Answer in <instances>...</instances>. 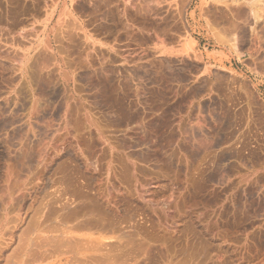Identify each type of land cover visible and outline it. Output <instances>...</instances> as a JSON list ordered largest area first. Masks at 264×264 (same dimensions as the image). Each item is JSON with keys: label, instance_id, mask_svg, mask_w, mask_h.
I'll use <instances>...</instances> for the list:
<instances>
[{"label": "rangeland", "instance_id": "rangeland-1", "mask_svg": "<svg viewBox=\"0 0 264 264\" xmlns=\"http://www.w3.org/2000/svg\"><path fill=\"white\" fill-rule=\"evenodd\" d=\"M118 1L119 19L113 0H44L37 21L0 23V264H72L70 244L53 247L64 220L50 209L63 197L77 205L75 187L120 216L116 226L137 224L107 236L126 232L133 244L121 246L149 247L130 250L151 252L152 263L193 264L187 251L198 249L200 260L264 264V0ZM154 24L167 32L150 45ZM175 170L184 182H173ZM178 200L201 206L179 212ZM206 207L221 213L231 242L204 225Z\"/></svg>", "mask_w": 264, "mask_h": 264}, {"label": "bare ground", "instance_id": "bare-ground-1", "mask_svg": "<svg viewBox=\"0 0 264 264\" xmlns=\"http://www.w3.org/2000/svg\"><path fill=\"white\" fill-rule=\"evenodd\" d=\"M1 1V0H0ZM43 1L44 0H8V6L6 7H4V8H0V23L1 24H3V25H5L6 24V26L7 25H9V26H12L13 25V27L15 28V27H17V26H19V25H22L25 21H27V20H29V19H32V20H36L37 18H38V16H39V14L41 13L42 14V11H43V8H42V6H41V4H43ZM76 1H78V0H76ZM114 2H113V6L114 7H112V9L114 8L116 11L115 12H119V10H120V2L118 1V0H113ZM2 2V1H1ZM3 2H4V0H3ZM80 2V1H79ZM84 2V1H83ZM94 2V1H93ZM90 3V5H91V2H89ZM4 4V3H3ZM48 4H50V3H48ZM77 4V6H78V3H76ZM84 5V4H83ZM90 5H89V7H90ZM48 6V5H47ZM74 7H75V4L73 5ZM110 6H111V4H110ZM110 6H108V7H110ZM78 8V7H77ZM76 8V9H77ZM89 9V8H88ZM91 10V9H90ZM48 12H49V10H47ZM56 11H57V7H55V8H53L52 10H51V12H50V14L48 13V15H49V17L48 18H50V20L51 19H54L55 18V14H56ZM85 11V10H84ZM87 11V10H86ZM39 13V14H38ZM94 13V12H93ZM104 13V12H103ZM109 13V12H108ZM121 13V12H120ZM120 13H118L117 15V18L119 19V14ZM106 14H107V12H106ZM38 15V16H37ZM30 17V18H29ZM87 17V16H86ZM100 17V16H99ZM116 17V16H115ZM97 19V18H96ZM100 19H101V17H100ZM37 21V20H36ZM75 21V20H74ZM86 21V20H85ZM90 21H91V18H90ZM89 21V22H90ZM92 21H93V19H92ZM120 21V20H119ZM118 21V22H119ZM122 21V20H121ZM89 22L88 23H86V24H89ZM96 22V21H95ZM72 23V22H71ZM90 23H94V22H90ZM117 23V22H116ZM96 24V23H95ZM105 24V23H104ZM103 24V25H104ZM52 25V24H51ZM77 25V24H76ZM8 26V27H9ZM33 27H35V26H33ZM79 27V26H78ZM77 27V28H78ZM117 27V26H116ZM4 28V27H3ZM104 28V27H103ZM12 29V28H11ZM33 29V28H32ZM31 29V30H32ZM81 29V28H80ZM110 29V28H109ZM3 30V29H2ZM111 30V29H110ZM11 31V30H10ZM9 31V32H10ZM116 31V30H115ZM119 31V30H118ZM23 32V31H22ZM30 32V31H29ZM117 32V31H116ZM68 33V32H67ZM115 33V32H114ZM23 34V33H22ZM59 34V33H58ZM72 34V33H71ZM7 35V34H6ZM57 35V34H56ZM79 35V34H78ZM116 35V34H115ZM34 36V35H33ZM117 36V35H116ZM16 37V36H15ZM57 38V36H55L54 35V38ZM58 37H59V35H58ZM17 38V37H16ZM18 39V38H17ZM57 40V39H56ZM68 40H69V38H68ZM70 40H71V38H70ZM19 41V40H18ZM57 41H59V39L57 40ZM56 41V42H57ZM24 42V41H23ZM62 42V41H61ZM63 42H64V40H63ZM62 42V43H63ZM72 42V41H71ZM25 43H26V41H25ZM28 44V43H27ZM58 45V44H57ZM58 46H60V45H58ZM57 46V47H58ZM69 47H70V45H68ZM88 46V45H87ZM86 46V47H87ZM66 47V46H65ZM42 48V47H41ZM59 49H61L62 48V46H60V47H58ZM2 50V49H1ZM0 50V51H1ZM62 50H65L64 49V47L62 48ZM61 50V51H62ZM57 51V50H56ZM59 51V50H58ZM66 51V50H65ZM2 52V51H1ZM68 52V51H67ZM6 53V52H5ZM60 53H62V52H60ZM88 53V52H87ZM3 54V53H2ZM5 55V54H4ZM7 55V54H6ZM39 55V54H38ZM41 55V54H40ZM40 55H39V57H40ZM69 55V54H68ZM3 56V55H2ZM9 56V55H8ZM48 56H50V55H48ZM47 56V58L49 59V57ZM52 56H55V55H52ZM22 57V56H21ZM42 57V56H41ZM45 57V56H44ZM34 58V57H33ZM65 58V57H64ZM18 59V58H17ZM20 59H22V58H20ZM41 59V58H40ZM66 59V58H65ZM69 60V59H68ZM18 61V60H17ZM44 63V62H43ZM2 65H4V64H2ZM34 65H35V63H34ZM39 65V64H38ZM15 66V65H14ZM3 67V66H2ZM17 67V66H16ZM0 68H1V64H0ZM35 69H36V66H35ZM58 69V68H57ZM2 71V70H1ZM72 103V102H71ZM72 108V107H71ZM74 108V107H73ZM70 109V108H69ZM83 110V109H82ZM71 111V110H70ZM81 111V110H80ZM73 113V112H72ZM75 113H76V110H75ZM70 114V113H69ZM73 115V114H72ZM78 115V114H77ZM79 117H81V115L79 116ZM237 139V138H236ZM96 150V149H95ZM98 151V150H97ZM96 153V152H95ZM118 153V152H117ZM119 154V153H118ZM117 154V155H118ZM127 154V153H126ZM94 155V154H93ZM103 155V154H102ZM105 156V155H104ZM130 156V155H129ZM183 156V155H182ZM106 157V156H105ZM104 158V157H103ZM103 158H101V159H103ZM115 158V157H114ZM123 158V157H122ZM106 159V158H105ZM124 159V158H123ZM119 160V159H118ZM185 161V160H184ZM89 162V161H88ZM117 162V161H116ZM118 163H120L119 161H118ZM176 163V162H175ZM174 163V164H175ZM182 163V162H181ZM245 164V163H244ZM89 165V164H88ZM95 165V164H94ZM125 165L126 164H124V166L122 167V168H124L125 167ZM171 165V164H170ZM128 166V165H127ZM127 166H126V168H127ZM130 166H128V169H130L129 168ZM142 167V166H141ZM159 167V166H158ZM126 168H124L125 170H126ZM161 168V167H160ZM165 168V167H164ZM174 168V167H173ZM157 169V168H156ZM185 169V168H184ZM123 171V173L121 174V173H119L120 174V176L122 177L123 175H124V173L128 176L130 173H128V171ZM131 170V169H130ZM158 170V169H157ZM116 171V170H115ZM147 171V170H146ZM163 171V170H162ZM162 171H161V173H162ZM165 171V170H164ZM120 172H122V171H120ZM131 172V171H130ZM148 172V171H147ZM158 172V171H157ZM160 172V171H159ZM117 173V172H116ZM155 172H153V174H154ZM169 173V172H168ZM176 173V174H175ZM181 172L179 171V173H178V175L180 174ZM191 173V172H190ZM159 174V173H158ZM175 174V175H174ZM174 177H173V182H174V179H175V177H177V178H179V179H177L178 181V183H179V181H180V179L182 180V182H184V176H178L177 175V171L175 170L174 171ZM64 175V174H63ZM187 175H188V173H187ZM65 176V175H64ZM140 176V175H139ZM148 176H149V174H148ZM152 176V175H151ZM154 176V175H153ZM172 176V175H171ZM123 177H126V176H123ZM134 177V176H133ZM157 177H159V175H157ZM247 177V176H246ZM65 178V177H64ZM67 178V177H66ZM72 178H73V176H72ZM160 178V177H159ZM187 178V177H186ZM124 179H130V178H124ZM157 179V178H156ZM171 179V178H170ZM243 179V178H242ZM241 179V180H242ZM73 180V179H72ZM161 180V179H160ZM167 180V179H166ZM190 180H191V178H190ZM243 180H245V179H243ZM242 180V181H243ZM132 181V180H131ZM131 181H130V183H131ZM134 181V180H133ZM149 181H150V179H149ZM170 181V180H169ZM186 181H188L187 179H186ZM194 181V180H193ZM192 181V182H193ZM123 183H124V181H122ZM182 182H181V186L182 187H180V190H179V194H178V196H175L176 198L178 197L179 198V200H180V198L181 197H183L184 196V194H182V189H183V184H182ZM128 183V182H127ZM78 186V185H77ZM92 186V185H91ZM139 186V185H138ZM160 186V185H159ZM184 186H185V184H184ZM187 186V185H186ZM69 187V186H68ZM178 187V186H177ZM176 187V188H177ZM87 188V187H86ZM129 188V187H128ZM157 188V187H156ZM172 188V187H171ZM68 189V188H67ZM74 189V188H73ZM73 189H69V190H73ZM179 188H177L176 190H178ZM83 189H80L79 187H75V189L73 190L74 191V195H73V192L71 193V195H73V197L70 199L71 201V203H72V201H73V203H75L76 202V204L77 205H75L73 208H70V206H67V204H69L70 205V203H68V201L67 200H65L64 198L65 197H63V198H61V199H57L56 201H55V204H56V206H55V208L56 209H54V207H51V209L50 210H52L53 209V211L55 212V213H58L59 214V216L62 218V220H64V221H62L63 223H64V226H61V227H57V226H55L54 227V229L52 228V230L54 231L53 233L55 234V232H58L59 234H61V237H60V235H58L57 236V234L55 235V236H57V237H59V239H58V242H57V244L56 245H53L54 243H49L50 241H52V242H55V240H54V237H52L50 234V237H51V239H50V237H48L49 238V242L46 240V237L44 236V238H41V239H39V240H41L42 241V239H45L44 241H47V243H49V245L51 244V246L53 245V247L55 246V248H56V246L57 245H59V246H61L60 244H59V240H60V242H61V244H62V242H64V241H66L68 244H70V245H67V244H65V245H67V247L66 248H68L67 250L71 253L70 254V258L68 259V262H71L72 264H117L118 262V264H142V262H143V264H144V262L147 264V262L145 261V260H147L148 261V259H149V261H151V262H149L148 261V263H152V258L154 257V256H152V255H150L151 256V259L152 260H150V257L148 256L151 252H149V253H144V252H142L143 253V255H142V253H141V251H140V253L137 251L136 253H135V251H133V249L132 250H130L131 248H134L133 246H135V244L129 249V251H132V252H128L127 250H128V245H130L131 243L130 242H133V241H130L129 243H128V241L130 240L129 238H125L124 239V235H125V233L126 232H123V233H121L122 235H119V236H121L122 238H123V240H122V238H120V237H117L118 238V240H117V238H116V236H107V235H109V233L110 232H113V231H111L110 229H116L117 228V230H116V232H118V230H120V228L119 227H121L119 224V227H118V225L116 226V224L117 223H121V221H123V220H120L119 219V217H115L114 218V220H116V218L117 219H119V221L120 222H117L116 224H115V222L116 221H114L113 220V218L111 219V217L107 214V210H106V208L104 207V206H106V204H104V205H102V204H100L98 201H99V199H97V200H95V198L94 197H91L90 195H89V193H88V195H86L87 193H83L84 191H82ZM90 190V189H89ZM123 190H125V189H123ZM67 192V191H66ZM70 192V191H69ZM86 192V191H85ZM90 192V191H89ZM141 192V191H140ZM174 192H175V190H174ZM127 193V192H126ZM177 193V192H176ZM91 194V193H90ZM105 194V193H104ZM149 194V193H148ZM71 195L68 197H66V198H70L71 197ZM100 195V194H99ZM103 195V194H102ZM183 195V196H182ZM186 195V194H185ZM104 196V195H103ZM132 197V196H131ZM186 197V196H185ZM191 197V196H190ZM175 198V199H176ZM196 198V197H195ZM135 199H136V197H135ZM173 199V198H172ZM186 199V198H185ZM193 199V198H192ZM115 200V199H114ZM125 200V199H124ZM123 200V201H124ZM177 201L178 203L177 204H179L180 203V201ZM182 200V199H181ZM188 200V199H187ZM198 200V199H197ZM201 200V199H200ZM50 201V200H49ZM101 201H102V199H101ZM110 202H112V200H109ZM183 201V200H182ZM182 201H181V205L183 204L182 203ZM186 201V200H185ZM184 201V202H185ZM193 201V200H192ZM50 202H53L52 200L50 201ZM105 202V201H104ZM188 202V201H187ZM199 202V201H198ZM198 202H192V203H189V204H187L186 202V204H183V206H181L180 204H179V206H181V207H178L179 208V212L181 211V209L184 207L185 208V210L187 211V212H196L195 211V209L196 210H198L197 209V206L200 204V203H198ZM54 203V202H53ZM107 203V202H106ZM173 203V202H172ZM202 203V202H201ZM52 204V203H51ZM203 204V203H202ZM208 205L209 206V204H207L206 203V201H205V203H204V205ZM49 205V204H48ZM173 205H174V203H173ZM172 205V206H173ZM51 206H54V204H52ZM169 206V205H168ZM199 206H201V205H199ZM212 206H214V205H212ZM211 206V207H212ZM224 206V205H223ZM226 206V205H225ZM109 207H110V205H109ZM129 207V206H128ZM48 208H50V207H48ZM181 208V209H180ZM200 208V207H199ZM203 208V207H202ZM202 208H200V210L199 211H201L202 210ZM209 207H206L205 208V212L203 213V217L205 216L204 214L206 213V217L203 219V221H205V226L207 225L208 227H209V229L211 230V232L212 231H215V232H217L219 235H217V236H220L221 237V239L224 241V242H231L233 239H231V237H232V232L228 229V225H224L225 227H223L221 224H220V222L221 221H219V216H220V212H217V210L218 209H211V213L209 212V209H208ZM224 208V207H223ZM124 209H126V207L124 208ZM130 209V208H129ZM158 209V208H157ZM168 209V208H167ZM225 209V208H224ZM184 210V211H185ZM222 210V209H221ZM51 212V215L54 213V212ZM130 211V210H129ZM152 211V210H151ZM167 211V210H166ZM183 211V210H182ZM62 212L64 213V215L62 214ZM131 212V211H130ZM172 212V211H171ZM186 212V213H187ZM53 214L54 216L55 215H57V214ZM117 213V212H116ZM123 213V212H122ZM138 213V212H137ZM177 213V212H176ZM175 213V214H176ZM198 213V212H197ZM111 214V213H110ZM143 214V213H142ZM189 214V213H188ZM202 214V213H201ZM36 215V214H35ZM112 215V214H111ZM133 215V214H132ZM38 216V215H37ZM116 216V215H115ZM171 216H174L172 213H171V215H170V217ZM176 216V215H175ZM174 216V217H175ZM178 216V215H177ZM201 216V215H200ZM199 216V217H200ZM125 217V216H124ZM132 217V216H131ZM169 217V218H170ZM180 217V216H179ZM185 217V216H184ZM36 218V217H35ZM59 218V217H58ZM121 218V217H120ZM123 218V217H122ZM125 218H127V217H125ZM165 218H167V217H165ZM172 218V217H171ZM200 218H202V217H200ZM226 218V217H225ZM54 219V218H53ZM124 219V218H123ZM128 219V222H129V219L130 218H127ZM173 219H175V218H173ZM184 219V218H183ZM199 219V218H198ZM34 220H36V219H34ZM59 220H60V218H59ZM168 220H170V219H168ZM167 219H166V221H168ZM177 220V219H176ZM222 220V219H221ZM33 221V220H32ZM118 221V220H117ZM135 221V220H134ZM193 221V220H192ZM200 221V220H199ZM202 221V222H203ZM53 222V221H52ZM62 222H61V224H62ZM71 222V223H70ZM124 222H126V219H124ZM139 222V221H138ZM144 222V221H143ZM163 222V221H162ZM170 222H171V220H170ZM182 222V221H181ZM187 222V221H186ZM44 223H46V222H44ZM58 223V222H57ZM68 223H70V224H68ZM147 223V222H146ZM60 224V223H59ZM126 224H128L127 222L126 223H124V225L123 226H126ZM134 224V222L132 223V225ZM166 224V223H165ZM172 224V223H171ZM227 224V223H226ZM40 225V224H39ZM45 225H48V226H46V227H43V228H40V231H51L50 229H49V224H45ZM131 225V226H132ZM142 225V224H141ZM166 225H168V224H166ZM194 225V224H193ZM41 226V225H40ZM54 226V225H53ZM53 226H50V227H53ZM123 226L121 227V228H123ZM129 226H130V224H129ZM129 226H126V227H129ZM130 226V227H131ZM135 226L136 227H138L137 226V224H135ZM135 226H132V227H135ZM150 226V225H149ZM228 226V227H227ZM116 227V228H115ZM131 227V228H132ZM153 227V226H152ZM168 227H171V226H169L168 225ZM46 228H48V229H46ZM119 228V229H118ZM125 228V227H124ZM149 228V227H148ZM157 228V227H156ZM144 229H145V226H144ZM34 230V229H33ZM128 230V229H127ZM126 230V231H127ZM139 230V232H140V230L141 229H138ZM110 231V232H109ZM131 231V230H130ZM130 231H128V232H130ZM133 231V230H132ZM135 231V230H134ZM133 231V234L135 235V233H136V231L134 232ZM145 231V230H144ZM170 231V230H169ZM183 231V230H182ZM186 231V230H185ZM109 232V233H108ZM115 232V230H114V233H116ZM143 232V231H142ZM142 232H140V234L142 233ZM147 232H148V229H147ZM150 232V231H149ZM153 232V231H152ZM162 232V231H161ZM164 232V231H163ZM184 232V231H183ZM191 232V231H190ZM198 232V231H197ZM49 233V232H48ZM113 233V234H114ZM132 233V232H131ZM138 233V232H137ZM145 232H143L142 234H144ZM155 233V232H154ZM186 233V232H185ZM196 233V232H195ZM145 234H147V235H149L148 233H145ZM144 234V235H145ZM157 234H158V232H157ZM244 234V233H243ZM63 235V236H62ZM112 235V234H111ZM127 235V234H126ZM132 235V234H131ZM138 235V234H137ZM134 236L135 238L134 239H136V238H138V236ZM146 235V236H147ZM153 235V234H152ZM152 235H149L150 237L152 236ZM192 235V234H191ZM241 235V234H240ZM64 236H66V237H64ZM149 236H147V237H149ZM154 236V235H153ZM152 236V237H153ZM157 236V235H156ZM180 236V235H179ZM234 236V235H233ZM243 235H241L240 237H242ZM43 237V236H42ZM111 237V238H110ZM150 237H149V239H150ZM155 237V236H154ZM153 237V238H154ZM175 237V236H174ZM193 237V236H192ZM64 238L66 239V240H64ZM143 238V237H142ZM157 238V237H156ZM197 238V237H196ZM235 238V237H234ZM30 239V238H29ZM33 239V238H32ZM37 239V238H36ZM111 239H114V240H111ZM123 241V243L125 244V243H127L128 245H124V244H122V245H124L123 247L121 246V240ZM155 239V238H154ZM153 239V240H154ZM161 239V238H160ZM170 239V238H169ZM181 239V238H180ZM200 239V238H199ZM203 239V238H202ZM124 240H127V241H124ZM133 240V239H132ZM163 240V239H162ZM174 240V239H173ZM196 240V239H195ZM205 240V239H204ZM220 240V239H219ZM241 240H242V238H241ZM240 240V241H241ZM44 241H42V242H44ZM151 241V240H150ZM155 241V240H154ZM161 241V240H160ZM165 241H168V240H165ZM171 241V240H170ZM176 241V240H175ZM174 241V242H175ZM201 241V240H200ZM208 241V240H207ZM244 241V240H243ZM32 242L34 243V241L32 240ZM38 242V241H37ZM163 242V241H162ZM185 242V241H184ZM192 242V241H191ZM205 242V241H204ZM220 242V241H219ZM44 243H46V242H44ZM173 243V242H172ZM178 243V242H177ZM176 243V245H178ZM199 243V242H198ZM198 243L196 244V245H198ZM222 243V242H221ZM41 244V243H40ZM133 244V243H132ZM131 244V245H132ZM171 244V243H170ZM211 244V243H210ZM63 245V244H62ZM130 245V246H131ZM138 246H140L139 244H137ZM136 245V246H137ZM150 245V244H149ZM161 245V244H160ZM184 245H185V243H184ZM183 245V246H184ZM186 245H188V244H186ZM64 246V245H63ZM63 246H61L62 248H60V247H57L58 248V250L59 249H62V250H66V249H63ZM69 246V247H68ZM122 247V251L121 252H124V251H127V252H124L123 254L121 253V255H123L124 257V259H122V257L120 256V254H119V256H118V254H116V252ZM126 246V250H125V247ZM129 246V247H130ZM136 246H135V249L134 250H136V249H140V250H142V251H147L148 250V248L146 247L145 248V250H143V245H141V248H136ZM143 246V247H142ZM148 246V245H147ZM173 246V245H172ZM212 246V245H211ZM39 247V246H38ZM52 247V248H53ZM158 247V246H157ZM168 247H170L169 245H168ZM182 247V246H181ZM180 247V250L178 249V251H180L179 253H181V250H182V252H185V251H183V249ZM190 247H191V245H189V247H188V249L190 250ZM206 247V246H205ZM218 247V246H217ZM56 248V249H57ZM64 248H65V246H64ZM123 248H124V250H123ZM151 248V247H150ZM165 248V247H164ZM192 248H193V246H192ZM197 248V247H196ZM227 248V247H226ZM158 249V248H157ZM167 249V248H166ZM187 249V250H188ZM208 249V248H207ZM45 250V249H44ZM48 250V249H47ZM58 250H55L54 249V251H52L51 252V254L53 255V253L55 254V252H58ZM67 250L65 251V252H67ZM150 250V249H149ZM171 251H170V253L174 250H172V249H170ZM177 250V249H176ZM194 250H196V249H194ZM200 250V249H199ZM29 251V250H28ZM51 251V250H50ZM60 251V250H59ZM152 251V250H151ZM165 251V250H164ZM164 251H162L163 253H166V252H164ZM178 251H177V254H178ZM36 252V253H35ZM35 252H33V253H35V254H37V251H35ZM42 252H44V251H42ZM115 252V253H114ZM148 252V251H147ZM168 252V251H167ZM197 252V253H196ZM196 252L195 251H187V256H190L189 258L192 260V262H193V264H205L204 262H207L206 264H226V263H224L223 261H220V262H217L218 260H215V258L212 256V255H208V256H206V258L205 259H207V261L203 258V259H199V252H198V249L196 250ZM46 253H47V251L44 253L45 255H46ZM68 253V252H67ZM66 253V254H67ZM120 253V252H119ZM137 253H139V255L141 254L142 256H145V255H147V256H145V258H142V260H140V257H142L141 255L139 256ZM169 253V254H170ZM208 253H210V252H208ZM32 254V253H31ZM30 254V255H31ZM35 254H33L34 256H37V255H39V254H42V253H38L37 255H35ZM168 254V255H169ZM182 254V253H181ZM180 254V255H181ZM196 254H198V255H196ZM203 254V253H202ZM205 254V253H204ZM207 254V253H206ZM205 254V255H206ZM210 254H212V253H210ZM218 254V253H217ZM216 254V255H217ZM220 254V253H219ZM29 255V254H28ZM43 255V254H42ZM42 255H41V257H42ZM60 255H62V254H60ZM160 255H161V253H160ZM160 255H158V257L160 256ZM166 255V254H165ZM167 255V256H168ZM175 255H176V252H175ZM174 255V256H175ZM179 255V254H178ZM179 255V256H180ZM186 255V254H185ZM214 255H215V253H214ZM215 255V256H216ZM40 256V255H39ZM49 255H47V257H48ZM64 256V255H63ZM157 256V255H156ZM169 256H171V254L169 255ZM178 256V257H179ZM198 256V257H197ZM223 256V255H222ZM38 257V256H37ZM46 256H44L43 258H45ZM50 257V256H49ZM48 257V258H49ZM53 257H54V255H53ZM56 257H57V255H56ZM121 258V259H117L118 261H116V258ZM126 257V258H125ZM162 257V256H161ZM163 257H165V256H163ZM163 257H162V259H163ZM172 257H173V255H172ZM171 257V259H173L172 260V262L171 263H173V261H174V259H175V257H173L172 258ZM186 257V256H185ZM202 257H203V255H202ZM218 257H219V255H218ZM60 258V257H59ZM58 258V259H59ZM64 258V257H63ZM147 258V259H146ZM160 258V257H159ZM177 258V257H176ZM188 258V257H187ZM186 258V259H187ZM33 259V258H32ZM57 259V260H58ZM166 259V258H165ZM164 259V260H165ZM178 259V258H177ZM183 259V261H184V259L185 258H183V257H181V260ZM194 259V260H193ZM219 259H221V258H219ZM223 259V258H222ZM28 260H30V259H28ZM38 260V259H37ZM181 260H179V261H181ZM203 260H205L204 262H203ZM121 261V262H120ZM156 261V260H155ZM161 261V260H160ZM182 261V262H183ZM190 261V260H189ZM202 261V262H201ZM117 262V263H116ZM176 262V261H175ZM185 262H187V261H185ZM49 263V262H48ZM56 263H58V262H56ZM67 263V262H66ZM153 263H154V261H153ZM152 263V264H153ZM156 264H159L157 261L155 262ZM154 263V264H155ZM177 263V262H176ZM178 263H181V262H178ZM177 263V264H178ZM188 263V262H187ZM47 264V263H46ZM62 264V263H61ZM63 264H64V261H63ZM67 264H70V263H67ZM174 264V263H173ZM182 264V263H181ZM186 264V263H185ZM192 264V263H191ZM246 264V263H245Z\"/></svg>", "mask_w": 264, "mask_h": 264}, {"label": "crops", "instance_id": "crops-1", "mask_svg": "<svg viewBox=\"0 0 264 264\" xmlns=\"http://www.w3.org/2000/svg\"><path fill=\"white\" fill-rule=\"evenodd\" d=\"M195 27L196 25L195 24H192L191 25V33L194 34L195 33ZM138 28L140 29L141 28V25H140V22L138 23ZM149 28H150V34H149V42H150V45H152L151 43L155 42L156 41V35L159 34L160 36H163L164 34H166L167 32V25L164 27L165 29V32H163V28L162 27H158L156 24L154 25H149ZM192 38H195V36H192ZM167 41V40H166ZM170 45H168L170 48L172 47V41H169ZM132 56L133 58L135 59H140V52H136V51H133L131 53H128L126 54V56Z\"/></svg>", "mask_w": 264, "mask_h": 264}]
</instances>
